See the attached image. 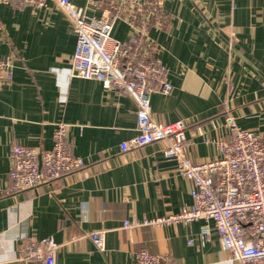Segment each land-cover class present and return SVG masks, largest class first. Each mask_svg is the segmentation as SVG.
<instances>
[{
	"label": "crops",
	"instance_id": "0c3cea01",
	"mask_svg": "<svg viewBox=\"0 0 264 264\" xmlns=\"http://www.w3.org/2000/svg\"><path fill=\"white\" fill-rule=\"evenodd\" d=\"M73 1L101 15L88 0ZM162 3V25H152L148 38L173 90L152 95L154 119L185 122L196 164L220 157L215 142L229 138V115L264 142V0ZM130 34L125 16L116 19L113 38ZM76 42L56 6L0 4L1 55L15 57L13 81L0 91V264H38L21 259V249L49 238L60 245L56 264H134L144 249L173 264H232L212 223L125 227L180 212L192 203V184L163 155L162 143L121 151L138 134L137 106L97 80L70 75ZM59 123L68 126L69 152L85 161V170L9 192L10 147L48 150ZM205 225L208 239L199 237ZM96 230L106 232L104 252L90 238Z\"/></svg>",
	"mask_w": 264,
	"mask_h": 264
},
{
	"label": "built area",
	"instance_id": "2783aa9c",
	"mask_svg": "<svg viewBox=\"0 0 264 264\" xmlns=\"http://www.w3.org/2000/svg\"><path fill=\"white\" fill-rule=\"evenodd\" d=\"M16 2L19 8L31 6L48 10L56 6L69 20L77 37L70 75L97 80L105 89H116L136 104L137 136L121 145L122 152L154 143L164 144L163 155L177 162L179 174L192 184V203L176 214L142 222H125L129 230L141 227L163 228L179 223H212L221 248L232 264H264V142L259 135L242 129L233 115L226 118L228 139L215 142L217 160L196 164L186 147V124L158 123L153 116L152 95L169 94L173 86L166 81L158 58V47L148 38L152 25H162L163 0H88L101 15L94 16L73 0H0ZM125 16L131 34L121 41L113 38L116 19ZM15 57L1 55L0 91L11 84ZM9 192L16 193L48 184L86 168L85 161L69 152L68 126L59 123L50 149L40 151L14 144L9 151ZM211 234L205 225L199 237ZM95 247L104 252L106 232L90 234ZM193 244V240L189 241ZM60 245L53 239L31 240L20 257L38 264H56ZM134 264H173L170 256L141 250Z\"/></svg>",
	"mask_w": 264,
	"mask_h": 264
}]
</instances>
